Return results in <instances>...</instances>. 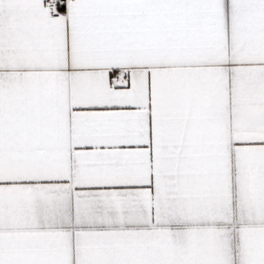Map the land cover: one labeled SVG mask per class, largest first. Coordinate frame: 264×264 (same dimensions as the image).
<instances>
[{"label": "snow or ice", "instance_id": "1", "mask_svg": "<svg viewBox=\"0 0 264 264\" xmlns=\"http://www.w3.org/2000/svg\"><path fill=\"white\" fill-rule=\"evenodd\" d=\"M0 264H264V0H0Z\"/></svg>", "mask_w": 264, "mask_h": 264}]
</instances>
